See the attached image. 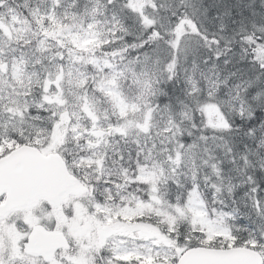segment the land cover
<instances>
[{"label":"snow or ice","instance_id":"1","mask_svg":"<svg viewBox=\"0 0 264 264\" xmlns=\"http://www.w3.org/2000/svg\"><path fill=\"white\" fill-rule=\"evenodd\" d=\"M0 264H264V0H0Z\"/></svg>","mask_w":264,"mask_h":264}]
</instances>
